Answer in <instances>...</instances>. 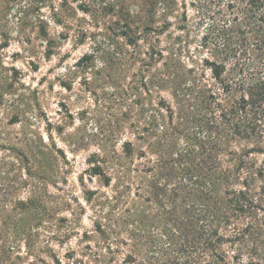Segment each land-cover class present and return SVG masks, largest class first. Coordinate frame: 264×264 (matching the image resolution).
Here are the masks:
<instances>
[{
    "label": "rangeland",
    "instance_id": "374dc122",
    "mask_svg": "<svg viewBox=\"0 0 264 264\" xmlns=\"http://www.w3.org/2000/svg\"><path fill=\"white\" fill-rule=\"evenodd\" d=\"M144 1L0 0L4 264H124L148 177L131 171L141 161L123 147L144 149V114L174 103L163 64L217 86L197 64L191 0H174L178 18L187 8V31L170 20L162 34L161 8L147 29Z\"/></svg>",
    "mask_w": 264,
    "mask_h": 264
},
{
    "label": "trees",
    "instance_id": "16d2710c",
    "mask_svg": "<svg viewBox=\"0 0 264 264\" xmlns=\"http://www.w3.org/2000/svg\"><path fill=\"white\" fill-rule=\"evenodd\" d=\"M144 3L147 29L160 7V34L170 20L187 31L185 4L178 18L174 0ZM188 7L200 30L197 64L217 86L163 64L159 82L173 84L174 103L144 114V149L123 147L124 158L141 161L131 171L148 177L124 264H264V0H191ZM125 17L131 32L133 16Z\"/></svg>",
    "mask_w": 264,
    "mask_h": 264
}]
</instances>
